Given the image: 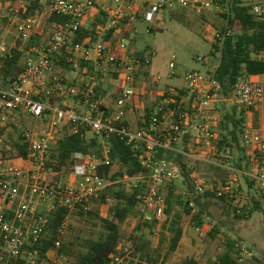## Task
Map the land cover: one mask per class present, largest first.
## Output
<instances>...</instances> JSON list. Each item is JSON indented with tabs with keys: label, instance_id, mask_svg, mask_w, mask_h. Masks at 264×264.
Returning a JSON list of instances; mask_svg holds the SVG:
<instances>
[{
	"label": "built area",
	"instance_id": "built-area-1",
	"mask_svg": "<svg viewBox=\"0 0 264 264\" xmlns=\"http://www.w3.org/2000/svg\"><path fill=\"white\" fill-rule=\"evenodd\" d=\"M97 1L45 0L47 6L39 15L13 24L19 38L28 42L37 30H41L49 14L64 18L39 48L31 47L25 51L21 43L19 50L24 53V58L20 59L19 68L6 81L1 80L0 128H9V133L16 130L21 135L27 145V156H17L9 146L0 148V264H15L19 260L26 264L37 263L34 248L48 223V214H43L39 206L47 208L44 211L49 213L54 201L58 200L70 212L90 210V200L112 184L98 174L100 167H110L111 171L114 167L106 143L110 135L120 137L135 150L140 149L138 160L146 172L133 177L124 175L118 182L127 191L139 189L136 199L145 221L155 219L159 223L165 217L163 188L181 179L176 164L156 158L159 151L181 154L186 161L234 171L221 160L228 150L221 157L212 155V140L218 134L220 120L218 107L222 104L260 115L256 127L243 125L241 148L250 166L244 175L264 194V80L243 78L227 97L222 96L213 79L218 67L217 55L216 58H198L204 72L187 71L182 88L156 90L159 78L150 73L145 80L136 81L141 70V61L134 57L133 51L132 36L136 32L127 39L115 36L118 30L137 22L152 24L162 11L191 9L198 14L207 11L224 14L227 13V8H223L226 3L224 6L222 0H112L117 7L109 11L104 23L90 28L98 36L97 42L88 46L73 44L74 34ZM246 6L253 17L264 20V3ZM109 34L113 43L106 39ZM211 35L213 41L222 39L217 31ZM5 52H9L8 49L0 44V56ZM56 55L63 56L73 65L84 62L92 66L91 71H82L83 87L58 83L61 73L52 61ZM142 64L148 71L150 53L143 54ZM168 68H175L174 56ZM52 94L60 101L50 102ZM68 99L73 100L74 105L66 103ZM147 111L149 117L145 120ZM129 112L136 117L133 126L126 121ZM64 128H69L68 134L78 128L86 130L87 135L98 139L100 150L94 154L75 153L72 171L67 175L68 183L54 185L55 174L45 170L43 164L50 148L62 137ZM191 180L194 196L212 192L215 187L217 196L227 195L233 188L230 180L219 182L217 186L206 185L195 176ZM16 197L21 199L12 209ZM189 207L196 209L193 201ZM104 208L106 206L100 209L103 218L106 217ZM67 220L68 217L57 230L56 252L46 255L40 264H70L67 255L57 253L67 229ZM243 255L250 256L245 250ZM122 260L123 257L116 255L110 264H119Z\"/></svg>",
	"mask_w": 264,
	"mask_h": 264
},
{
	"label": "trees",
	"instance_id": "trees-1",
	"mask_svg": "<svg viewBox=\"0 0 264 264\" xmlns=\"http://www.w3.org/2000/svg\"><path fill=\"white\" fill-rule=\"evenodd\" d=\"M225 3L226 7L223 8H227V13L217 14L222 21V25L219 28L212 29L217 31L222 39H216L212 42L208 57L216 58L219 55L218 67L213 74V79L220 87V94L227 97L233 86L241 79L264 77V20L253 17L249 12V7L243 3V0H222L221 5L225 6ZM42 10V0H27V4L18 11L17 15L24 20L39 15ZM182 11V9L175 10L176 15L173 14V11H162L157 16L161 15V20H164L166 15L177 19V17L182 16H180ZM105 16V13L100 12L95 22L98 24L104 23ZM6 21V19L3 20V22ZM63 22L64 18L62 16L55 13L49 14L43 25V36L48 37L51 31ZM154 23L155 21L149 26V32L161 31V29L153 27ZM106 39L110 40V43L114 42L111 34ZM97 40L98 36L92 29L81 26L74 34L72 43L88 46L97 42ZM42 42V36L34 33L24 46V50L27 51L31 47L39 48ZM20 46L21 43L18 41L14 48L8 49L9 52H5L0 56V80L6 81L19 68L20 59L24 55L23 52L19 51ZM134 57L141 61V70L136 75V81L139 82L145 80L149 72L144 69L142 64L143 53H134ZM52 61L62 72L61 80L58 83L67 87L75 85L83 87L84 81H81V79L84 74L82 71L84 69L91 71L92 69L90 64L84 62H79L76 65L67 63L64 57L59 55L52 58ZM98 89L96 85L97 92H99ZM180 94H185V92H180ZM56 100L60 101L52 94L50 102H56ZM218 113L220 116L218 134L212 140V155L216 154L221 157L225 150L232 151L233 148L243 153L241 148L243 125L248 123L250 127H254L250 112L237 111L233 107L230 110L218 109ZM148 117L149 112L147 111L145 120ZM10 127L17 129L14 126ZM68 129H63L62 137L56 141L45 156L43 166L45 170L55 174L52 181L54 185L57 183L63 184L62 180L71 173L75 153L94 154L99 153L100 150L98 139L89 137L86 130L78 128L74 133L68 134ZM7 130L9 128H0V140L3 139ZM106 143L109 147V158L112 166H116L117 170L113 172L110 167H100L98 174L105 179H109L112 184L90 200V210L85 213L77 209L70 212L69 208L60 204L58 200L54 201L53 209L49 213L43 211V214H48V223L39 243L34 248L37 251L36 264H40L41 261L46 259V255H53L56 252L54 243L58 240L57 230L69 216L99 221L101 227L100 232L86 239L76 238L74 242H67L62 237L61 246L57 253L67 255L70 258V264H110L114 256L123 257L125 250L122 243L121 229L128 219L134 216L139 219L133 228L132 235L126 241L131 248L132 260H136L135 264L160 263V251L164 236L159 239L157 248L150 250L149 243L143 234L144 230L152 231L159 223L155 219L152 221L143 220L139 209V201L136 199L139 189L127 191L118 182L124 175L133 177L146 172L138 160L140 149L135 150L114 134L107 138ZM9 147L17 156L22 158L27 156V145L21 135H18L17 138H11L10 136ZM156 158L165 159L176 164L180 169L181 177L184 179L183 184L188 187L187 191L193 192V186L188 185V182L192 173L196 170V166H190L181 154L159 151ZM234 167L238 170L237 173H245L239 164H234ZM243 177L249 187L253 188L255 186L252 180L246 176ZM218 183L214 182L213 185L217 186ZM166 189L165 221L162 229L169 234L168 246L165 252V255H169L177 250L183 237V227L181 225L183 217L190 216L193 213L190 224L195 229H201L204 226L206 214L203 212L204 207L200 202V196L196 199H192L190 196L183 198L178 193L175 184L167 186ZM202 197L225 202L229 200L230 195L217 196V188L215 187L214 191H207L202 194ZM190 201L195 203V210L189 207ZM102 206H106L105 218H102L99 213ZM263 209L262 202L252 198L249 207L244 206L240 209L235 207L234 213L237 217L250 219L255 213L261 212ZM67 228L70 230V226L67 225ZM221 235L222 232L217 226H213L207 233V239L214 242L218 240L219 244L224 246V251L206 264H244L241 262V254L246 249L243 248L242 242ZM256 263L260 264L259 262ZM15 264L26 263L19 260ZM185 264H197V262L190 259Z\"/></svg>",
	"mask_w": 264,
	"mask_h": 264
},
{
	"label": "rangeland",
	"instance_id": "rangeland-1",
	"mask_svg": "<svg viewBox=\"0 0 264 264\" xmlns=\"http://www.w3.org/2000/svg\"><path fill=\"white\" fill-rule=\"evenodd\" d=\"M14 2L17 0H13ZM107 1L108 0H104ZM244 4L250 3H264V0H243ZM9 6L2 12L0 9V42L3 43L8 49H11L12 44H16L18 41L24 45L27 42H23L16 34L14 27L10 26L9 19L13 20L18 16V8L14 5ZM180 14L181 17H164L153 27L161 29L159 32L146 33L145 28H149V24L141 25V30L137 36L136 48L138 50H145L150 53V73L152 76L159 78L158 88L164 89L165 85H178V82L183 80V77L187 71L198 70L204 72L205 68L198 62V58L209 56L211 52V44L213 42V28H219L222 25V21L219 16L211 11H207L202 14H198L194 10H183ZM175 14V11H173ZM161 18V15L159 16ZM6 19V22L3 20ZM207 28V30H206ZM207 31V32H206ZM13 48V47H12ZM175 57V68L169 70L168 64L171 57ZM24 58V57H23ZM22 58V59H23ZM58 69V67H56ZM59 70V69H58ZM60 71V70H59ZM62 74V72L60 71ZM177 75V77L174 76ZM256 80H264L262 77ZM166 88V87H165ZM57 101V100H56ZM66 103L74 105L73 100L68 99ZM235 108L237 111L250 112V117L254 127L260 122V115L258 113L244 110L238 106H231V104L219 105L218 109L230 110ZM257 114V115H256ZM246 126L250 124L246 123ZM18 132H6L2 139L0 148L9 146V137L17 138ZM90 137V134H88ZM8 155V152H4ZM244 154L236 148L228 150L224 158L221 160L228 163L234 171L227 172L216 167L210 166L204 163L188 161L190 166H196V170L192 173V176L198 177L204 184L213 185L214 182H222L230 180L233 183V188L230 192L229 200L221 202L217 199L208 198L204 199L202 195L194 196L193 192H188L187 185H184V179H178L173 184L177 186L178 193L186 198L190 196L192 199L200 198V202L204 207V226L201 229H195L191 226L190 216L183 217L181 225L185 230V234L181 240V244L178 249L165 255L169 234L166 230L162 229L164 223L163 218L159 224L152 230H144L143 234L145 239L149 243L150 250H155L158 246L159 239L164 236V241L160 251V263L158 264H185L186 261L193 259L197 264H206L209 260H214L218 255L224 251V246L220 245L218 240L216 242L207 239V233L213 226L219 227L222 232L221 236L230 237L232 239L242 242L243 248L250 256L243 255L242 259L244 264L250 262H259L264 264V209L261 212L255 213L250 219L244 217H237L234 213V208L237 207H249L252 198L259 200L264 205V194L260 192L256 186L249 187L245 176L242 173H237L234 164H239L244 172L249 170V162L243 156ZM10 158V157H9ZM117 167L114 166L112 171H116ZM188 182V185H192V180ZM63 184H67V176L62 180ZM172 185V184H171ZM166 185L163 188L165 195L167 191ZM193 196V197H192ZM13 205L18 203L19 199L16 197L13 200ZM0 206L2 203L0 202ZM40 211H44L47 208L39 206ZM101 214V212H99ZM106 213V208H104ZM101 216V215H100ZM104 216H102L103 218ZM138 217L134 216L128 219L125 225L121 229L122 243L124 246L123 260L119 264H135L136 260H132L131 248L126 241L132 235L133 228L135 227ZM69 228L66 229L64 239L67 242H74L76 238L86 239L100 232V222L91 221L88 219H80L76 216H69L67 220ZM166 258V259H165ZM165 259V260H163ZM256 260V261H255ZM133 262V263H132Z\"/></svg>",
	"mask_w": 264,
	"mask_h": 264
},
{
	"label": "crops",
	"instance_id": "crops-1",
	"mask_svg": "<svg viewBox=\"0 0 264 264\" xmlns=\"http://www.w3.org/2000/svg\"><path fill=\"white\" fill-rule=\"evenodd\" d=\"M42 3H43V10L45 9V7L47 6L46 3H45V0H42ZM27 4V0H17V1H13V0H0V9L3 11H5L9 6H11V8H13L12 5H14L15 7L18 8V11ZM117 7L116 4L113 3L112 0H108V4H107V1H104V0H98L95 4V6L89 10L88 14L86 15L85 19L83 20V23H82V26H86L87 28H92L93 25H96L98 23H96V17L99 15L100 12H103L105 13V19L104 21L109 17L110 15V12L109 11H112L113 9H115ZM42 10V11H43ZM17 14V13H16ZM17 20H23L21 19L19 16H16L13 18V20L9 19V23H10V26H13V24L17 21ZM159 21H161V18L159 16H157L155 18V23H158ZM154 23V24H155ZM141 25H144V23H140V22H137V23H134L131 27L129 28H124L122 30H118L116 33H115V36L116 37H119L121 36L122 38L124 39H127L129 38V36H131V34L133 35L134 33L133 32H136L132 37V42H133V51L135 53H143V54H149V52L147 51H143V50H138L136 48V40H137V36L141 30ZM149 25H152V24H149ZM146 29L148 30V28H145V32H146ZM207 30V28H206ZM43 24H42V27H41V30H37V32L35 33L36 35H41L42 36V41H44L45 39V36H43ZM207 32V31H206ZM148 33H149V30H148ZM1 45H4L3 43L0 42ZM24 45V44H22ZM5 46V45H4ZM25 46V45H24ZM22 46V47H24ZM14 48L15 47V44H12L11 48ZM6 49H8L6 46H5ZM19 49H21V46L19 47ZM20 51V50H19ZM23 57V56H22ZM21 63V61H20ZM149 73H150V70L148 69ZM151 74V73H150ZM175 77H177V75L174 74ZM259 77H262L264 79L263 76H257V77H251V79H257ZM1 80H0V84H1ZM179 84L178 85H165V87H173V88H182L183 87V81L181 82H178ZM164 87V89H165ZM156 90H163L161 88H158V85L157 87L155 88ZM135 120H136V117L135 115H133L131 112H129L127 114V117H126V121L128 124L130 125H134L135 123ZM19 200L21 198H18ZM17 204L12 205L11 208L14 209L16 207ZM185 234V230L183 229V236ZM183 238V237H182ZM182 240V239H181ZM181 244V241L179 243V245ZM179 247V246H178ZM178 249V248H177Z\"/></svg>",
	"mask_w": 264,
	"mask_h": 264
}]
</instances>
